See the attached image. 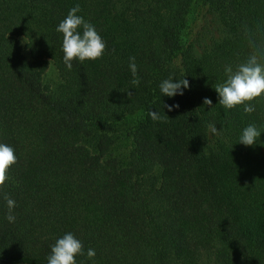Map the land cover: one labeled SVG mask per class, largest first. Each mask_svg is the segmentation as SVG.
<instances>
[{
  "label": "trees",
  "instance_id": "obj_1",
  "mask_svg": "<svg viewBox=\"0 0 264 264\" xmlns=\"http://www.w3.org/2000/svg\"><path fill=\"white\" fill-rule=\"evenodd\" d=\"M77 4L107 48L69 71L56 27ZM255 48L264 0H0V142L18 157L0 189L16 201L9 223L0 197V264H46L68 232L78 264H264V133L237 143L249 124L264 131V101L225 110L214 89ZM169 76L188 80L183 96H160Z\"/></svg>",
  "mask_w": 264,
  "mask_h": 264
},
{
  "label": "clouds",
  "instance_id": "obj_2",
  "mask_svg": "<svg viewBox=\"0 0 264 264\" xmlns=\"http://www.w3.org/2000/svg\"><path fill=\"white\" fill-rule=\"evenodd\" d=\"M79 13H81V8L77 4L68 11L65 18L56 27V32L62 34L63 64L69 71L72 70L73 61L83 64L85 61L102 59L107 48L106 42L95 25L85 20L84 16ZM128 67L133 77V85H139L135 57H129ZM224 75V81L214 85L219 97L218 104L225 110L242 106L245 113L255 112V105L264 101V50L255 48L243 62L238 63L235 67L231 64L226 65ZM158 88L160 96L174 98L184 95V91L189 88V82L184 79V76L183 78L169 76L160 81ZM203 103L211 106L212 101L205 98ZM165 107L170 112L174 108H178L179 105H165ZM148 115L153 121H162L166 116L165 114L162 116L159 110H150ZM222 131L223 127L218 130L216 124L207 125V134L210 137H218ZM262 133L264 131L255 124H249L241 130L237 143L245 147L254 146L260 142L259 138ZM17 163L18 157L15 148L10 144L0 142V189L5 187L6 182L10 179L9 171ZM0 197L4 199L8 209L5 219L9 223H14L16 217L13 212L16 208V201L2 191H0ZM82 255H84L83 243L74 233L68 232L57 238L55 243L50 246L46 264H78L77 257ZM86 255L89 260H94L96 252L89 248Z\"/></svg>",
  "mask_w": 264,
  "mask_h": 264
},
{
  "label": "rangeland",
  "instance_id": "obj_3",
  "mask_svg": "<svg viewBox=\"0 0 264 264\" xmlns=\"http://www.w3.org/2000/svg\"><path fill=\"white\" fill-rule=\"evenodd\" d=\"M41 79L43 84L48 85L50 87L56 86L60 81L58 71L54 67L52 61H47V65L45 70L42 72ZM117 149L119 153H124L126 149L125 142L119 141L117 143Z\"/></svg>",
  "mask_w": 264,
  "mask_h": 264
}]
</instances>
